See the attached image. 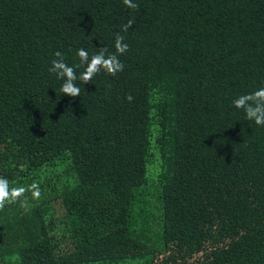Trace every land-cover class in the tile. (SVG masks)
<instances>
[{
    "label": "trees",
    "instance_id": "obj_1",
    "mask_svg": "<svg viewBox=\"0 0 264 264\" xmlns=\"http://www.w3.org/2000/svg\"><path fill=\"white\" fill-rule=\"evenodd\" d=\"M133 2L0 0V177L41 191L0 211V264H264V127L233 105L264 0ZM81 48L124 68L73 98L49 68Z\"/></svg>",
    "mask_w": 264,
    "mask_h": 264
},
{
    "label": "clouds",
    "instance_id": "obj_2",
    "mask_svg": "<svg viewBox=\"0 0 264 264\" xmlns=\"http://www.w3.org/2000/svg\"><path fill=\"white\" fill-rule=\"evenodd\" d=\"M122 2L130 9L138 10L139 8V5L134 3L133 0H122ZM133 23L134 20L130 19L127 24L121 26L122 30L126 32ZM123 41L124 37L116 33L114 45L116 53L123 54L129 50V45ZM106 52L107 48H102L98 54H94L89 60L88 52L83 48L79 49L77 55L80 63L75 67H84V71L77 77L74 67H70L65 63L62 54L57 51L55 56L60 59L52 60V66L49 68V71L55 73L57 78L64 80L60 89L61 92L75 98L80 95V88L74 83L77 79L87 84L102 69L112 76H115L119 71H123L124 65L118 59L116 53H112L106 58ZM127 100L131 102L133 96L129 94ZM233 105L238 109H244L248 120H254L257 125L264 127V87L252 93L240 95L233 101ZM28 191L32 193L33 199H39L41 196L39 185L35 182L27 188L23 186L9 187V181L6 178L0 177V211L4 209L6 203L11 204L18 201L21 207H26L27 199L25 198L21 201L20 198Z\"/></svg>",
    "mask_w": 264,
    "mask_h": 264
}]
</instances>
